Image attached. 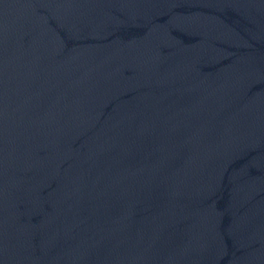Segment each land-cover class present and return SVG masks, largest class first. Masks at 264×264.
<instances>
[{"label":"water","instance_id":"obj_1","mask_svg":"<svg viewBox=\"0 0 264 264\" xmlns=\"http://www.w3.org/2000/svg\"><path fill=\"white\" fill-rule=\"evenodd\" d=\"M0 264H264V0H0Z\"/></svg>","mask_w":264,"mask_h":264}]
</instances>
